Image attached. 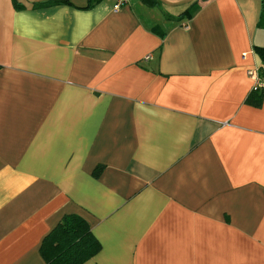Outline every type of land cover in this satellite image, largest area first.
I'll list each match as a JSON object with an SVG mask.
<instances>
[{"label":"crops","instance_id":"1","mask_svg":"<svg viewBox=\"0 0 264 264\" xmlns=\"http://www.w3.org/2000/svg\"><path fill=\"white\" fill-rule=\"evenodd\" d=\"M15 1L0 0V264H46L69 214L100 245L82 264H264V87L247 101L261 0Z\"/></svg>","mask_w":264,"mask_h":264},{"label":"trees","instance_id":"2","mask_svg":"<svg viewBox=\"0 0 264 264\" xmlns=\"http://www.w3.org/2000/svg\"><path fill=\"white\" fill-rule=\"evenodd\" d=\"M100 1L87 0L82 8L89 9ZM141 1L148 5H158L157 0ZM55 4H70V2L69 0H46L35 2L32 6L44 7ZM13 5L16 10L24 8L15 0H13ZM193 9L189 7L184 9L179 14L180 17H190ZM259 23L264 25V0H261ZM254 51L258 52L264 60V48L255 46ZM261 91V89H254L251 95L255 97H248L247 101H251L255 105L259 104L263 94ZM99 246L98 240L84 218L76 214H69L65 215L59 224L44 237L40 251L46 264H82L99 250Z\"/></svg>","mask_w":264,"mask_h":264},{"label":"built area","instance_id":"3","mask_svg":"<svg viewBox=\"0 0 264 264\" xmlns=\"http://www.w3.org/2000/svg\"><path fill=\"white\" fill-rule=\"evenodd\" d=\"M124 2H127V0H118L116 4L114 5V8L115 9L118 8ZM248 73L253 75L255 78V84H254L255 89H261L264 87V68L263 67L253 68Z\"/></svg>","mask_w":264,"mask_h":264},{"label":"rangeland","instance_id":"4","mask_svg":"<svg viewBox=\"0 0 264 264\" xmlns=\"http://www.w3.org/2000/svg\"><path fill=\"white\" fill-rule=\"evenodd\" d=\"M132 1H134V0H132Z\"/></svg>","mask_w":264,"mask_h":264}]
</instances>
